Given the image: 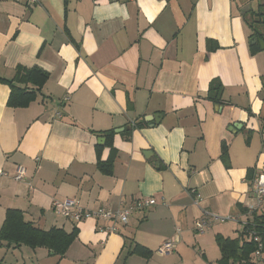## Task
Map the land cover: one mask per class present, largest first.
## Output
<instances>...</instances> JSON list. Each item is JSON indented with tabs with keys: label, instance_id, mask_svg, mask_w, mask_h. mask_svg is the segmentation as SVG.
<instances>
[{
	"label": "crops",
	"instance_id": "1",
	"mask_svg": "<svg viewBox=\"0 0 264 264\" xmlns=\"http://www.w3.org/2000/svg\"><path fill=\"white\" fill-rule=\"evenodd\" d=\"M258 6L264 0H0V78L18 66L48 74L26 108L8 107L0 83V228L16 209L39 230H77L62 257L30 248L39 264H157L167 240L177 242L162 264H217L215 236L248 242L240 223H213L202 236L193 223L202 209L253 219L244 212L249 181L264 173V52L251 54L242 16ZM212 79L222 105L206 99ZM131 122L141 126L127 136ZM108 132L115 159L105 175L98 163L110 149L96 148ZM140 197L166 206L134 212L109 235L96 231L107 221L75 224L50 209L65 198L114 209ZM135 245L151 257L130 254Z\"/></svg>",
	"mask_w": 264,
	"mask_h": 264
},
{
	"label": "trees",
	"instance_id": "2",
	"mask_svg": "<svg viewBox=\"0 0 264 264\" xmlns=\"http://www.w3.org/2000/svg\"><path fill=\"white\" fill-rule=\"evenodd\" d=\"M242 19L250 30V36L255 37L257 40L264 41V6H258L246 12ZM210 43V42H208ZM208 49L215 51L217 48ZM251 54L260 52L258 44L249 46ZM48 80V74L39 68H24L17 67L12 79L6 80L0 78V83L6 84L10 93L7 100V106L10 108H26L32 102L36 101L41 88ZM223 91L224 87L218 79H212L209 82L208 90L206 93V99L215 105L223 104ZM141 125H137L135 122L133 125L129 123L126 129V135L129 136L133 129L139 128ZM112 132H108L106 136V142L103 146H97L98 153L102 147H109L110 154L104 163H98L99 170L109 175L111 166L115 159V150L112 147L111 136ZM221 159L226 163L228 159L227 147L222 144L221 146ZM252 225L262 245L261 259L258 261L254 257V253L257 250V245L254 242H246L242 240V234L240 238L229 239L222 236H215V241L220 250V259L217 264H264V215H258L257 213L252 215ZM245 230L243 235H245ZM77 237V230L74 229L71 233H67L62 229L52 228L48 231H42L35 228L30 222L24 220L21 211L16 209H8L5 213L3 224L0 228V243L4 242L6 245H14L15 247L25 246L31 249L43 248L54 255L62 257L70 245ZM130 254H134L145 259L151 257V252L140 246L135 245Z\"/></svg>",
	"mask_w": 264,
	"mask_h": 264
},
{
	"label": "built area",
	"instance_id": "3",
	"mask_svg": "<svg viewBox=\"0 0 264 264\" xmlns=\"http://www.w3.org/2000/svg\"><path fill=\"white\" fill-rule=\"evenodd\" d=\"M15 3L22 4L26 8H32L41 5L44 0H12ZM134 122H131L133 125ZM25 176V169L18 166L15 172L14 180L22 181ZM249 194L251 204L245 207L244 216L252 217L257 213L264 204V173L259 172L251 178L249 181ZM202 203V199L199 195L194 193L193 205L199 207ZM162 205L166 206L165 199L163 197L155 199L153 197H140L130 201L127 204L120 203L114 209L97 208V209H84L79 205V202L75 199L65 198L63 200H53L51 203V211L61 216L64 219L78 224L82 221L91 219L97 221H107V226H96V231L105 233L107 235L117 233L119 226H125L129 222L130 216L134 212H142L151 207ZM241 216H220L218 214L211 213L206 209L200 211V215L195 219L193 223V231L196 235L202 236L205 234L213 223H226L234 222L243 225L245 230V236L248 242H254L257 245V250L254 253L255 259L258 261L261 259L262 245L258 234L256 233L251 221L241 220ZM176 234H179V230H176ZM177 240H167L157 249L159 256H169L175 249Z\"/></svg>",
	"mask_w": 264,
	"mask_h": 264
},
{
	"label": "rangeland",
	"instance_id": "4",
	"mask_svg": "<svg viewBox=\"0 0 264 264\" xmlns=\"http://www.w3.org/2000/svg\"><path fill=\"white\" fill-rule=\"evenodd\" d=\"M243 227V225L241 224ZM157 258V264H162V262L166 259ZM168 257V256H165ZM57 259H53L54 264L57 263ZM0 264H39L37 259L34 255L31 254V249L24 247L22 251H19L15 248H11L10 250L7 249H0ZM42 264H48L47 262H42ZM61 264V263H60ZM262 264V263H259Z\"/></svg>",
	"mask_w": 264,
	"mask_h": 264
},
{
	"label": "water",
	"instance_id": "5",
	"mask_svg": "<svg viewBox=\"0 0 264 264\" xmlns=\"http://www.w3.org/2000/svg\"><path fill=\"white\" fill-rule=\"evenodd\" d=\"M258 44L261 51L264 52V41L263 40H257L255 37H251L249 39V45H255ZM160 118V115H154L150 120H154L155 123L158 122V119ZM232 129H236V127L232 126Z\"/></svg>",
	"mask_w": 264,
	"mask_h": 264
}]
</instances>
